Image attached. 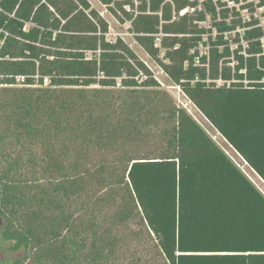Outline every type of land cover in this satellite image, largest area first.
<instances>
[{
  "label": "trees",
  "instance_id": "1",
  "mask_svg": "<svg viewBox=\"0 0 264 264\" xmlns=\"http://www.w3.org/2000/svg\"><path fill=\"white\" fill-rule=\"evenodd\" d=\"M98 1L264 183V83L239 73L264 79L259 44L232 75L221 37L191 52L204 13L171 21L188 0ZM107 33L87 0H0V243L41 264H264V196Z\"/></svg>",
  "mask_w": 264,
  "mask_h": 264
},
{
  "label": "built area",
  "instance_id": "2",
  "mask_svg": "<svg viewBox=\"0 0 264 264\" xmlns=\"http://www.w3.org/2000/svg\"><path fill=\"white\" fill-rule=\"evenodd\" d=\"M124 1V0H121ZM135 12L137 11V6L140 0H135ZM148 1V0H146ZM165 2L172 3L171 0H165ZM189 4L182 9L178 15L175 14L174 10L172 11V19L171 21H177L179 17L184 15H196L197 13H204L205 19L201 22L194 21L193 24L198 25L205 29L204 34L202 35V40L198 44V46L191 51L192 53L195 50H198L200 55L208 57L209 50L212 47V43L217 40V38L221 37L224 43V46L229 48L231 57L228 58L230 61L227 65L231 68V74H234V67L237 64L233 58L234 51L240 49L239 54H241L244 58V61L247 60L249 56L247 54V49L249 45L252 43H258L261 49V52L255 53L253 56L258 60L261 55H264V0H188ZM211 3L216 12V19L212 20L211 16L206 12V4ZM220 3L221 5H218ZM127 8V6H124ZM129 11L130 8H127ZM221 11H225V18H222L220 15ZM119 12V11H117ZM149 13V12H148ZM161 15L160 13H158ZM162 23V22H161ZM216 23H225L227 28L220 31ZM260 30L262 35L256 38H247V34L253 30ZM164 35L162 32L154 35V47L158 50L159 58L162 60L165 52V48L162 47V37ZM202 49L203 51L202 53ZM195 64H199L200 61L196 57L194 60ZM259 65L257 64V69H259ZM239 73L243 75L241 82L245 87L250 84L255 83H264V79L261 81L249 80L247 78L246 69H240ZM17 81H20L19 78H16ZM240 80H223L219 77L216 80H207V83H213L215 87H221L223 85L229 86L231 83L238 82Z\"/></svg>",
  "mask_w": 264,
  "mask_h": 264
},
{
  "label": "rangeland",
  "instance_id": "3",
  "mask_svg": "<svg viewBox=\"0 0 264 264\" xmlns=\"http://www.w3.org/2000/svg\"><path fill=\"white\" fill-rule=\"evenodd\" d=\"M91 8H93L100 17H102L108 23V33L106 39L114 42L116 39L122 40L138 57L140 61L149 69L153 77L158 81L160 89L165 92L167 98L171 99L172 102L180 108H183L187 113L197 122V124L208 134V136L215 142V144L228 156V158L244 173V175L250 180L255 188L264 196V183L255 175V173L247 166L245 162L236 154L232 147L214 130L211 124L198 112L193 104L186 98L181 90L176 87L168 77L160 69L157 62L151 58L145 51L135 42L133 35L130 32V23L125 20L121 12H117L120 17L113 16L109 9L101 4L98 0H87ZM133 2L134 8L136 3ZM127 8H130L127 6ZM127 8H124L126 11ZM205 51L202 49V53ZM159 57V55H158ZM160 59V58H159ZM48 81L45 79L44 86H47ZM22 87V85H18ZM187 103V105H186ZM183 105V106H182ZM189 106V107H188ZM4 168L3 161H0V169ZM128 227H133L130 223ZM11 242H8L9 245ZM1 244V243H0ZM2 247V248H1ZM0 257L2 264H41L38 261H34V250L28 249L26 252H16L15 254L7 252L4 245L1 244ZM26 257V258H25ZM14 259H17L15 262Z\"/></svg>",
  "mask_w": 264,
  "mask_h": 264
},
{
  "label": "flooded vegetation",
  "instance_id": "4",
  "mask_svg": "<svg viewBox=\"0 0 264 264\" xmlns=\"http://www.w3.org/2000/svg\"><path fill=\"white\" fill-rule=\"evenodd\" d=\"M14 254V253H13ZM1 260H2V257H0V262H1Z\"/></svg>",
  "mask_w": 264,
  "mask_h": 264
},
{
  "label": "bare ground",
  "instance_id": "5",
  "mask_svg": "<svg viewBox=\"0 0 264 264\" xmlns=\"http://www.w3.org/2000/svg\"><path fill=\"white\" fill-rule=\"evenodd\" d=\"M186 105H187V103H186ZM183 106V105H182ZM189 107V106H188ZM189 113V112H188Z\"/></svg>",
  "mask_w": 264,
  "mask_h": 264
}]
</instances>
